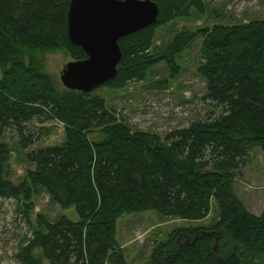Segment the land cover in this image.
I'll use <instances>...</instances> for the list:
<instances>
[{"label": "trees", "instance_id": "16d2710c", "mask_svg": "<svg viewBox=\"0 0 264 264\" xmlns=\"http://www.w3.org/2000/svg\"><path fill=\"white\" fill-rule=\"evenodd\" d=\"M151 1L159 8L156 23L118 42L117 75L97 89H126L162 63L175 78V57L203 38L198 74L206 83L204 99L223 114L164 139L133 132L95 96L97 89L61 92L39 71L48 53L86 59L68 38L70 0H0V198L16 201L28 217L34 197L44 192L52 204L78 215L76 222L37 216L31 239L18 248V263L127 264L116 241L122 216L155 211L167 219L203 221L214 202V224L177 230L154 246L145 264H264V212H247L233 189L249 153L256 148L264 153V20L182 31L157 53L159 28L192 12L203 15L206 5ZM166 81L149 88L164 90ZM42 118L61 123L65 141L28 154L34 169L15 185L4 131L15 130L24 148L30 142L25 124Z\"/></svg>", "mask_w": 264, "mask_h": 264}, {"label": "rangeland", "instance_id": "374dc122", "mask_svg": "<svg viewBox=\"0 0 264 264\" xmlns=\"http://www.w3.org/2000/svg\"><path fill=\"white\" fill-rule=\"evenodd\" d=\"M205 5L203 15L192 12L187 19L159 28L154 40L157 53L166 50L167 45L182 31L195 33L218 25H243L264 20V0H205ZM202 43L203 38L196 37L187 49L175 57L179 71L175 78L170 77V69L162 63L152 68L142 82L132 83L119 91L100 88L95 91V96L102 98L106 108L128 124L133 132H150L161 139L188 128L194 122L208 117L217 118L223 110L204 99L206 83L198 74V67L203 63ZM71 61L65 52L48 53L38 68L62 92L66 89L60 81V73ZM164 80H167L164 90L149 88ZM24 134L30 141L24 148L15 130H5L2 137L11 149L8 172L9 180L15 185L23 181L29 170L34 169L27 161L28 154L60 146L65 141L62 124L50 119H34L25 124ZM233 189L247 212L255 216L264 212V153L260 148L249 153L241 172L235 175ZM33 201L35 207L27 217L23 210H19L16 201L0 198V264H20L16 259L18 248L25 239H31L37 216L51 222L60 217L78 221L74 208L61 209L52 204L44 192L36 195ZM217 220L218 208L214 202L208 218L203 221L167 219L155 211L124 215L116 223V241L127 264H145L154 246L167 242L177 230L206 227Z\"/></svg>", "mask_w": 264, "mask_h": 264}, {"label": "water", "instance_id": "95a60500", "mask_svg": "<svg viewBox=\"0 0 264 264\" xmlns=\"http://www.w3.org/2000/svg\"><path fill=\"white\" fill-rule=\"evenodd\" d=\"M158 14V5L151 0H70L68 38L86 59L63 67V87L90 93L112 81L122 56L118 42L155 24Z\"/></svg>", "mask_w": 264, "mask_h": 264}]
</instances>
